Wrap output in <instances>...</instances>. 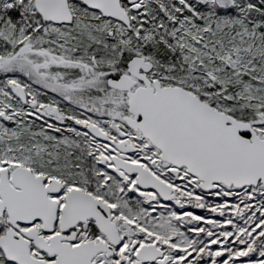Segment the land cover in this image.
<instances>
[{"label":"snow or ice","instance_id":"snow-or-ice-1","mask_svg":"<svg viewBox=\"0 0 264 264\" xmlns=\"http://www.w3.org/2000/svg\"><path fill=\"white\" fill-rule=\"evenodd\" d=\"M0 264H264V0H0Z\"/></svg>","mask_w":264,"mask_h":264},{"label":"rangeland","instance_id":"rangeland-1","mask_svg":"<svg viewBox=\"0 0 264 264\" xmlns=\"http://www.w3.org/2000/svg\"><path fill=\"white\" fill-rule=\"evenodd\" d=\"M64 106V105H62ZM37 123H42V121H38ZM205 199L209 202H221L219 201L218 198H213L211 196H208V195H205ZM170 206L173 207L176 211H181L177 206H175L174 204H172L171 202H169ZM186 210H189V211H192L194 214H197V215H202V216H209V215H214V214H210L207 212L206 209H195V208H191L190 206L187 207ZM217 219H219V217H215Z\"/></svg>","mask_w":264,"mask_h":264}]
</instances>
